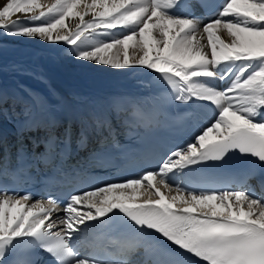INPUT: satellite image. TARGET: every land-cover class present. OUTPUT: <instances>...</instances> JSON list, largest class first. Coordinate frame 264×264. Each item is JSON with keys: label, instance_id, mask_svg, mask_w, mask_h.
I'll list each match as a JSON object with an SVG mask.
<instances>
[{"label": "snow or ice", "instance_id": "6c2138e0", "mask_svg": "<svg viewBox=\"0 0 264 264\" xmlns=\"http://www.w3.org/2000/svg\"><path fill=\"white\" fill-rule=\"evenodd\" d=\"M179 0H4L0 32L75 46L76 57L122 69L152 70L176 101L206 102L216 116L192 142L170 151L156 170L73 194L59 231L57 203L0 189V264L20 243L34 244L56 264H132L139 245L119 243L110 260L81 256L71 243L82 225L118 211L140 230H154L177 251L153 250V264H264V197L247 190H189L171 177L192 166L222 161L233 151L249 157L246 174L264 184V0L203 3L205 17L176 15ZM216 9V10H214ZM90 17V19L88 18ZM76 21L74 27L67 20ZM207 19V23L203 20ZM203 27L201 28V24ZM126 34L95 40L109 30ZM224 82L223 89L216 81ZM63 105L57 99V107ZM49 101L22 89H0V175L26 176L31 162L70 157L73 144L117 147L106 114H80L61 124ZM14 130V143L4 131ZM78 124V127L76 125ZM42 133L26 143L30 134ZM11 147V160L5 147ZM40 149V151H37ZM28 264V262H25Z\"/></svg>", "mask_w": 264, "mask_h": 264}, {"label": "bare ground", "instance_id": "6f19581e", "mask_svg": "<svg viewBox=\"0 0 264 264\" xmlns=\"http://www.w3.org/2000/svg\"><path fill=\"white\" fill-rule=\"evenodd\" d=\"M3 2L4 0H0V4ZM44 2L51 3L52 0H44ZM88 18L90 19V17ZM66 23L74 27L76 21L69 19ZM202 27L203 24H201ZM122 34H126V30H109L106 35L95 36L93 40H90V43H94L95 40L117 38ZM0 43L22 45V47L12 48L0 45V53L5 55L25 58L31 56L33 51L41 55V61H35V63L17 60L11 68L0 65V89L12 97L19 95L22 89L38 93L49 101L52 106V115H59L63 109L67 108L65 101H67L68 93L63 90L71 88L70 83H79L80 87L75 89L85 91L89 89L88 86L94 87L100 82L101 85L106 86L104 87L106 91L120 87L123 88L124 93L128 92V95L136 97L137 86L145 83L147 75L153 72L142 66L118 69L80 60L76 57V47L68 45L66 42H49L39 38L7 36L0 32ZM58 98L63 100L61 107H57ZM4 126L10 125L5 123Z\"/></svg>", "mask_w": 264, "mask_h": 264}, {"label": "rangeland", "instance_id": "374dc122", "mask_svg": "<svg viewBox=\"0 0 264 264\" xmlns=\"http://www.w3.org/2000/svg\"><path fill=\"white\" fill-rule=\"evenodd\" d=\"M0 45H5L7 46V48H12V47H22L21 44H9V43H0ZM24 47V46H23ZM41 55L39 53H35L33 51V53L31 54V56L29 57H18V56H10V55H5L3 53H0V65H2L3 67H7V68H11L12 65L18 60V61H25V62H33L35 63V61L39 62L41 61ZM20 58V59H19ZM29 58V59H27ZM72 88V87H71ZM73 90H77V89H73Z\"/></svg>", "mask_w": 264, "mask_h": 264}]
</instances>
